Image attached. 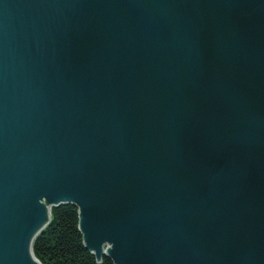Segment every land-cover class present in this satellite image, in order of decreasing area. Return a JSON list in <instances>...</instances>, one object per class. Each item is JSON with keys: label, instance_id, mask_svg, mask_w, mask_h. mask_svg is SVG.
Instances as JSON below:
<instances>
[{"label": "water", "instance_id": "water-1", "mask_svg": "<svg viewBox=\"0 0 264 264\" xmlns=\"http://www.w3.org/2000/svg\"><path fill=\"white\" fill-rule=\"evenodd\" d=\"M63 204L98 262L264 264V0H0V264Z\"/></svg>", "mask_w": 264, "mask_h": 264}, {"label": "trees", "instance_id": "trees-1", "mask_svg": "<svg viewBox=\"0 0 264 264\" xmlns=\"http://www.w3.org/2000/svg\"><path fill=\"white\" fill-rule=\"evenodd\" d=\"M78 222L74 205L52 207L50 222L32 243L34 256L42 264H114L105 256L98 262L84 247Z\"/></svg>", "mask_w": 264, "mask_h": 264}, {"label": "bare ground", "instance_id": "bare-ground-1", "mask_svg": "<svg viewBox=\"0 0 264 264\" xmlns=\"http://www.w3.org/2000/svg\"><path fill=\"white\" fill-rule=\"evenodd\" d=\"M51 208H52V207H51ZM77 211H78V210H77ZM50 219H51V209H50ZM49 222H50V220H49ZM47 225H48V224H47ZM47 225H46V226H47ZM46 226H45V227H46ZM43 230H44V229H43ZM43 230H42V231H43ZM42 231H41V232H42ZM41 232H40V233H41ZM40 233H39V234H40ZM39 234H38V235H39ZM38 235H37V236H38ZM37 236H36V237H37ZM36 237H35V238H36ZM35 238H34V239H35ZM33 241H34V240H33ZM82 242H83V239H82ZM83 245H84V242H83ZM84 247H85V245H84ZM105 247L107 248V245H105ZM85 248H86V247H85ZM86 249H87V248H86ZM91 253H92V252H91ZM92 254H93V253H92ZM102 257H103V256H102ZM102 257H101V259H102ZM105 257H106V256H105ZM35 258H36V257H35ZM107 258H108V257H107ZM36 259H37V258H36ZM37 260H38V259H37ZM38 261H39V260H38ZM39 262H40V261H39ZM112 262H113V261H112ZM40 263H41V262H40ZM41 264H42V263H41Z\"/></svg>", "mask_w": 264, "mask_h": 264}]
</instances>
